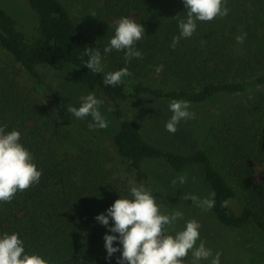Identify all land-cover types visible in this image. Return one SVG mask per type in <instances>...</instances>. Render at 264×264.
<instances>
[{"label": "trees", "instance_id": "obj_1", "mask_svg": "<svg viewBox=\"0 0 264 264\" xmlns=\"http://www.w3.org/2000/svg\"><path fill=\"white\" fill-rule=\"evenodd\" d=\"M24 2L35 16L29 36L0 2V50L58 109H48L13 71L0 67V126L6 125V132L20 131L21 143L42 170L39 183L18 191L10 202H0V233H18L25 250L42 255L49 264H116L118 252L106 259L107 229L94 220L128 192V185L107 167L110 159H117L139 178L144 160L160 159L176 173L199 166L208 193L216 194L210 211L218 223L232 229L253 225L264 233V94L215 121L212 117L204 132L206 143L188 154L148 141L122 110V103L142 95L202 104L221 94L264 85V0H225L227 15L197 21L193 35L180 39L175 47L170 46L179 34L173 17L185 15L182 0H102L92 17L101 43L76 25L61 0ZM122 16L145 29L136 44L142 58L125 63L123 51L107 54L103 62L109 70L127 67L130 75L118 86H105L103 71L94 74L83 65L84 51L98 48L103 55L102 48ZM238 36L243 37L240 43ZM58 64L78 70L84 86L117 119L116 132L90 131L87 123L71 119L41 72ZM155 73L180 83L181 88L136 81ZM60 116L80 127L99 149L79 145L75 153L64 151L72 131L62 125Z\"/></svg>", "mask_w": 264, "mask_h": 264}, {"label": "clouds", "instance_id": "obj_2", "mask_svg": "<svg viewBox=\"0 0 264 264\" xmlns=\"http://www.w3.org/2000/svg\"><path fill=\"white\" fill-rule=\"evenodd\" d=\"M185 14L178 13L176 19L178 35L172 37L171 47H175L180 39L189 38L197 28V21H211L224 17L229 9L224 6L225 0H182ZM145 35L143 25L133 19L122 16L116 22L114 34L103 47V55L98 48H85L87 57L83 65L92 73L102 71L103 58L113 50L124 53L125 63L134 58H142L141 51L136 47ZM243 41L242 36L237 42ZM159 71V68L156 69ZM130 75L127 67L107 72L103 77L105 86L115 87ZM103 101L89 92L81 95L78 105H70L66 111L71 119L85 120L90 118L89 130L105 129L109 121L101 112ZM186 100L173 99L168 104L171 112L165 123V130L175 133L177 125L194 115ZM6 125L0 126V202H10L18 191H23L33 184L39 183L42 175L33 161L31 152L21 143V133L17 129L5 131ZM180 184L185 176H179ZM177 179L172 181L177 183ZM128 196H120L104 213L97 214L94 220L104 226L107 231L103 235V247L106 259L113 258L116 264H184L186 256L191 257V264H220V254H213L211 248L200 239V224L191 219L184 222L180 230L169 233V229L183 217V212L173 208L162 211L153 191L143 183L129 182ZM215 192L209 191L205 197L185 194L184 199L190 200L198 208L209 211L215 207ZM111 221V223H110ZM199 240V243L197 241ZM0 264H49V261L37 253L25 250V243L16 232L0 233Z\"/></svg>", "mask_w": 264, "mask_h": 264}, {"label": "rangeland", "instance_id": "obj_3", "mask_svg": "<svg viewBox=\"0 0 264 264\" xmlns=\"http://www.w3.org/2000/svg\"><path fill=\"white\" fill-rule=\"evenodd\" d=\"M0 2L11 15L17 18L23 26L22 31L29 36L32 32L31 27L35 16L24 0H0ZM61 2L70 9L76 25L98 43H101L99 29L92 17L102 4V0H61ZM0 67H6L13 71L17 80L42 99L48 109H58L48 101L45 93L35 85L33 80L2 50H0ZM102 71L104 74L113 72L107 68L106 62L102 64ZM41 72L46 82L53 87L60 96L62 104L67 108L70 105H78L80 96L91 92L84 86L78 70L71 65L58 64L43 67ZM136 81L164 89L181 88L180 83L164 79L158 73ZM261 94H264V85L248 87L244 92L238 94H221L202 104H190L189 110L194 113L193 117L181 121L177 125L175 133H169L165 130V123L171 116V112L168 110L170 102L168 100L142 95L138 99L122 103V110L126 117L137 124L145 139L164 149L188 154L197 149L202 143H206L204 132L212 121V117H215V121L219 117L226 116L235 108L248 103ZM96 97L100 99L97 95ZM100 110L109 121V125L105 129L95 130L105 134L116 132L119 127L118 121L111 114L104 101ZM59 119L66 129L72 131V140L65 145L64 151L75 153L79 145L99 149L80 130V127H75L65 116H60ZM79 121L89 124L90 118ZM143 164V175L140 178L134 172H127L125 166L117 159H110L107 167L114 177L128 185V189L130 181L143 183L150 188L157 201L162 205V211L168 212L175 208L183 212V217L169 229L170 234L182 229L186 220L195 219L200 224V239L205 241L206 246L212 249L214 255L216 253L220 254V264H264V233L262 231L253 225H247L239 229L224 227L218 223L210 210L204 211L190 200L184 199L185 194L197 197H205L208 194V187L203 182L199 166H187L183 172L176 173L171 171L165 162L160 159L144 160ZM179 176H185L183 184L179 183L177 179ZM174 179H177L176 184L172 183ZM128 195V192L124 193V196ZM229 202L232 205L237 204L233 200ZM197 243H199V240ZM184 264H191L190 255L184 258ZM201 264H207V262L202 261Z\"/></svg>", "mask_w": 264, "mask_h": 264}]
</instances>
